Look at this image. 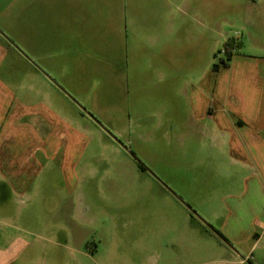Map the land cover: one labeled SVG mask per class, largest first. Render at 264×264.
Returning <instances> with one entry per match:
<instances>
[{
	"label": "rangeland",
	"instance_id": "374dc122",
	"mask_svg": "<svg viewBox=\"0 0 264 264\" xmlns=\"http://www.w3.org/2000/svg\"><path fill=\"white\" fill-rule=\"evenodd\" d=\"M245 22L264 44V0H0V264H264V152L216 127Z\"/></svg>",
	"mask_w": 264,
	"mask_h": 264
},
{
	"label": "crops",
	"instance_id": "0c3cea01",
	"mask_svg": "<svg viewBox=\"0 0 264 264\" xmlns=\"http://www.w3.org/2000/svg\"><path fill=\"white\" fill-rule=\"evenodd\" d=\"M254 24L245 22L241 25L243 30L246 32L248 37L253 39L255 45L258 47H263L264 44H259L258 41L261 40V34L255 32L254 35L253 29ZM258 30H259V25ZM257 31V29H254ZM230 37H226L228 40ZM242 42L241 48L235 52L228 64L222 67H219L216 73L223 69H233L232 75L225 85L221 86L222 91L221 100L226 98V94L230 93L233 96H237V103L234 105L228 103L226 99L225 102L231 106L233 111L234 120L225 125L217 121V125L221 131L227 133L228 130L240 131L242 133L241 139L234 140L230 149L234 152H250V150L258 153L264 152V49L258 51V53H244V42ZM1 52V51H0ZM1 54V53H0ZM2 85V84H0ZM3 89V85L0 86V90ZM0 94L1 91H0ZM3 103L2 98L0 97V182L5 180L11 186L15 187V182L20 176V171L15 170L18 168L15 162L9 161L8 153L6 150V143L9 141L10 134L12 132V126L15 122L19 121V118L11 120L9 109H6V106ZM210 119L213 116H209ZM10 118V119H9ZM224 125V126H223ZM222 126V127H220ZM213 130H218L217 128H209L206 131L212 134ZM248 160V159H247ZM250 163V160L244 161ZM243 162V164H245ZM4 195L3 191L0 190V200L2 201L1 212L4 211Z\"/></svg>",
	"mask_w": 264,
	"mask_h": 264
},
{
	"label": "trees",
	"instance_id": "16d2710c",
	"mask_svg": "<svg viewBox=\"0 0 264 264\" xmlns=\"http://www.w3.org/2000/svg\"><path fill=\"white\" fill-rule=\"evenodd\" d=\"M242 42L238 38H229L224 42V49L223 52L226 55V60H222V66H225L228 64V61L230 60L231 56L237 52L241 48ZM219 65H213V70L217 71L219 69ZM142 168H144L142 166Z\"/></svg>",
	"mask_w": 264,
	"mask_h": 264
}]
</instances>
